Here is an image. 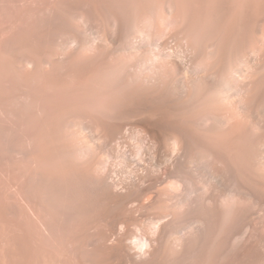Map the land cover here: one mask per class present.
Instances as JSON below:
<instances>
[{"label": "bare ground", "instance_id": "obj_1", "mask_svg": "<svg viewBox=\"0 0 264 264\" xmlns=\"http://www.w3.org/2000/svg\"><path fill=\"white\" fill-rule=\"evenodd\" d=\"M258 1L206 8L199 0H122L110 14L66 5L58 25L64 34L47 44L53 61L67 58L86 72L80 79L82 71L73 70L79 80L68 79L80 82L70 93L87 111L75 110L79 121H72L70 135L77 157L91 164L84 176L107 193L126 192L121 201L130 208L117 221L118 239L164 241L176 252L189 243H217L219 254L264 258V8ZM38 107L44 118L48 110Z\"/></svg>", "mask_w": 264, "mask_h": 264}, {"label": "rangeland", "instance_id": "obj_2", "mask_svg": "<svg viewBox=\"0 0 264 264\" xmlns=\"http://www.w3.org/2000/svg\"><path fill=\"white\" fill-rule=\"evenodd\" d=\"M77 1L0 0V264H264L258 256L219 254L217 243H209L207 249L189 243L176 252L164 241L115 237L120 230L117 221L130 208L121 201L126 192L107 193L96 180L84 176L87 170L83 169H91V164L77 157L76 141L70 135L72 121L78 122L76 116L85 110L70 90L80 83L74 82L78 75L82 73V79L86 72L83 65L73 66L67 58L53 61L48 47L49 38L63 31L58 25L67 16L66 5L76 6V2L93 13L110 14L119 11L122 0ZM203 1L199 0L206 8L222 2ZM263 1H258L260 10ZM73 70L82 72L77 75ZM39 98L46 108L42 114L48 110L44 118L36 109ZM67 103L73 106L69 110ZM130 231L136 235L133 228Z\"/></svg>", "mask_w": 264, "mask_h": 264}]
</instances>
